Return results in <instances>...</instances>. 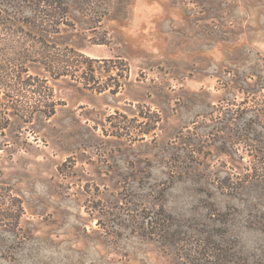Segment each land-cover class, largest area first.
<instances>
[{
    "label": "rangeland",
    "instance_id": "obj_1",
    "mask_svg": "<svg viewBox=\"0 0 264 264\" xmlns=\"http://www.w3.org/2000/svg\"><path fill=\"white\" fill-rule=\"evenodd\" d=\"M61 1L0 0V264H264V0Z\"/></svg>",
    "mask_w": 264,
    "mask_h": 264
},
{
    "label": "trees",
    "instance_id": "obj_2",
    "mask_svg": "<svg viewBox=\"0 0 264 264\" xmlns=\"http://www.w3.org/2000/svg\"><path fill=\"white\" fill-rule=\"evenodd\" d=\"M63 3L61 0H39L37 2V7L34 8L35 16L34 18L27 17L19 20L25 23H33L34 25L42 28L45 31H56L57 26L62 23L66 16V10L63 7ZM7 13V14H6ZM9 11L1 8L0 6V26L2 29H8V23L10 19L8 17ZM36 17V18H35ZM43 49L39 50L38 53H41L43 56L41 59H34V62H39L43 64L45 70H47L53 78H60L64 75L71 74L73 77L78 76V72L82 71V74L86 73V69H83L82 65L78 63H74V65L66 64L67 60H64L60 57L56 56V52L52 51L51 53L56 56L51 55L50 57L47 55V47H51L46 42H43ZM56 48V47H55ZM69 52L74 56H80L78 51L73 48H68ZM58 53H62L61 50L57 51ZM63 54V53H62ZM66 54V53H65ZM64 55V54H63ZM30 60V59H29ZM90 61V59H89ZM28 62L26 60L20 61V64L17 65V70L14 72V76H12V81L9 83H5L6 86L10 88H19L27 91H31L35 93L37 104L31 106V110L28 114H26L27 120H32L36 112H43L46 116L51 117L56 113V105L58 102L54 99V93L52 88L48 84V79L46 77H41L36 74H29ZM2 67V66H1ZM89 69L91 72H94V68L89 65ZM26 73V76L24 74ZM4 84L3 79L0 78V84ZM90 82V81H89ZM87 82V84H89ZM108 88V87H105ZM3 120L8 121V117L3 116ZM7 125L5 123H0V128L3 129ZM21 213H23V208L20 207ZM157 217H159L157 215ZM158 218L156 219V224H158ZM152 223L153 220L151 221Z\"/></svg>",
    "mask_w": 264,
    "mask_h": 264
}]
</instances>
